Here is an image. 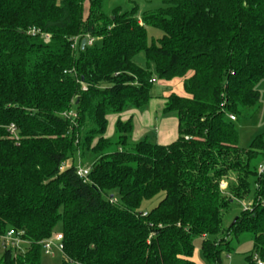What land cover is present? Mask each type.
I'll list each match as a JSON object with an SVG mask.
<instances>
[{"label":"trees","instance_id":"16d2710c","mask_svg":"<svg viewBox=\"0 0 264 264\" xmlns=\"http://www.w3.org/2000/svg\"><path fill=\"white\" fill-rule=\"evenodd\" d=\"M105 2L0 0V124L20 135L16 143L0 130V234L29 240L0 247V264H40L59 221L65 264H196L195 236L220 264L244 232L254 241L247 264L264 262V173L252 164L264 135L241 147L229 117L261 97L264 0H167L141 15L138 5L109 14ZM148 24L163 31L151 45ZM88 35L96 40L82 47ZM153 68L183 79L185 95L164 107L177 113V139L132 142V119H118L108 152V115L146 108ZM89 151L96 159L82 177L75 159Z\"/></svg>","mask_w":264,"mask_h":264},{"label":"rangeland","instance_id":"374dc122","mask_svg":"<svg viewBox=\"0 0 264 264\" xmlns=\"http://www.w3.org/2000/svg\"><path fill=\"white\" fill-rule=\"evenodd\" d=\"M167 0H106L105 2V11L111 14L116 8L120 7L123 11L129 10L132 6L138 5L139 14L141 15L144 11L157 10L161 7L166 6ZM147 34H148V44L151 45L152 42H155L163 36V31L160 28H157L153 25H146ZM138 64L145 66L146 59L144 53L141 52L135 57ZM153 67V65H152ZM153 88H152V98L149 101L148 105L145 109H137V108H125L121 113H110L108 115V125L105 131V136L111 139L113 145L108 150L113 151L117 148L116 142L118 139V132L116 129V123L118 119L124 120L128 116H130L134 111L137 112V129L135 131V135H132V142H136L141 115L144 113H149L153 116V124L151 133H148L147 136L151 138V140L155 141V137L158 135L157 131L164 128L163 122V114L162 108L165 105L166 99L164 98V94L166 89L170 90L169 85L164 84L166 80L159 78L155 69L153 68ZM173 86V85H172ZM256 87L261 93V97L259 102L254 106L244 107L240 114H238L237 119L233 121L235 127L239 132V145L241 147L248 148L251 146L255 137L259 134L264 135V78L259 80ZM73 113L75 114V108L73 109ZM134 124V123H133ZM154 134L156 136L154 137ZM96 139L94 140V143ZM156 142V141H155ZM96 156L92 153V151L87 152L86 156L81 159L76 156L75 164L81 168H90ZM253 165L258 167L260 164L264 165V153L259 154L254 160ZM164 197V192H161L154 198L149 200H145L142 204V211H149L153 207H155L159 201ZM243 204H236L234 211L225 218V226H228L232 221V216L239 212ZM63 228V222L59 221L54 228V235L57 233H61ZM202 242L203 238L201 236H195L193 239V243L195 246V254L194 259L196 264H210L207 259L203 255L202 251ZM232 251L224 252L222 254V261L220 264H247L246 257L253 252L254 249V241L253 234L250 232L242 233L238 238H233L231 242ZM2 254L0 252V259ZM63 252L57 248H54L53 254H45L42 252L40 258V264H65Z\"/></svg>","mask_w":264,"mask_h":264},{"label":"built area","instance_id":"2783aa9c","mask_svg":"<svg viewBox=\"0 0 264 264\" xmlns=\"http://www.w3.org/2000/svg\"><path fill=\"white\" fill-rule=\"evenodd\" d=\"M29 33L31 34H37V33H41L40 29L37 28H33L29 30ZM42 37L45 39V41H49L50 40V34L49 33H41ZM87 44L88 45H93V43L95 42V38L92 36H87ZM76 43H77V39H76ZM154 81V79H153ZM68 116H76V114H74L73 112H70L68 114ZM231 120H236V116L231 114L229 115ZM4 130L6 136L10 139H12L14 142L18 143L20 141V135H19V128L15 123H9V124H0V130ZM258 173H264V165L260 164L258 166ZM90 172L89 168H81L78 167L77 173L82 176V177H86L88 176ZM221 188H226V183L222 182L220 184ZM25 232L24 231H16L15 229H9L6 233L0 234V247L5 249V248H21L26 244H29V240L26 239L24 237ZM63 235L62 233H57L55 235H53L50 238L44 239L41 241V245H42V250L45 254H53L54 248H57L59 250H63ZM254 260L258 263V264H264V262L258 257V255L254 256Z\"/></svg>","mask_w":264,"mask_h":264},{"label":"crops","instance_id":"0c3cea01","mask_svg":"<svg viewBox=\"0 0 264 264\" xmlns=\"http://www.w3.org/2000/svg\"><path fill=\"white\" fill-rule=\"evenodd\" d=\"M165 80V79H164ZM164 84L169 85L170 90L166 89V92L164 94V98H166L171 93H176L178 95H185L184 90V84L182 78H173L171 80H166ZM173 85V86H172ZM164 107L162 108V114H163V122H164V128L157 131L158 135L154 134L155 141L159 144L166 145L174 142L178 137V116L176 112H165ZM132 119L134 123V131L133 136L136 134L135 131L137 129V112L134 111L130 116L124 119V121ZM152 124H153V116H151L149 113H144L141 115L140 119V126L138 131V136L136 139L137 141H140L144 138H149L147 136L148 133H151L152 130Z\"/></svg>","mask_w":264,"mask_h":264},{"label":"water","instance_id":"95a60500","mask_svg":"<svg viewBox=\"0 0 264 264\" xmlns=\"http://www.w3.org/2000/svg\"><path fill=\"white\" fill-rule=\"evenodd\" d=\"M86 42H87V39L86 38H83L82 41H81L82 47H84L86 45Z\"/></svg>","mask_w":264,"mask_h":264}]
</instances>
